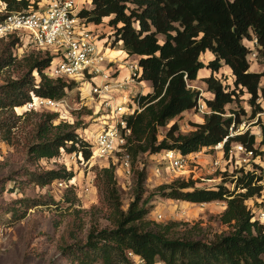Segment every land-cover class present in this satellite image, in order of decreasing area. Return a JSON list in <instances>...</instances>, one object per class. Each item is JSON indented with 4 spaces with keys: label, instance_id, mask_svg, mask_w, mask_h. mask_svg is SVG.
Returning a JSON list of instances; mask_svg holds the SVG:
<instances>
[{
    "label": "trees",
    "instance_id": "16d2710c",
    "mask_svg": "<svg viewBox=\"0 0 264 264\" xmlns=\"http://www.w3.org/2000/svg\"><path fill=\"white\" fill-rule=\"evenodd\" d=\"M2 1L8 12L26 10L30 5L27 0ZM91 3V9L79 14L95 24L109 17L112 42L128 56L138 57L139 81L150 83L151 91L138 96L140 111L125 117L130 129L126 140L131 162L140 154L167 149L188 154L220 142L234 120L225 116V106L240 103L243 93L249 95L246 100L251 107L249 118L263 109L264 70H249L248 49L243 39L254 34L264 47V0H91ZM3 17L0 15V21ZM6 39L9 42L0 54V70L13 62L12 46L24 47V41L16 36ZM206 51L213 58L204 63L201 55ZM51 60L47 53L31 52L24 56L20 76L0 85V111L12 112L36 97L59 101L76 87L73 81L46 75L44 70ZM223 65L231 71L232 86L223 83L217 73ZM204 67L210 70V75L202 80L213 95L204 99L211 112L204 114L202 123L192 122L194 130L186 133L174 121L160 139L159 128L196 105L199 91L188 83L196 80ZM258 98L262 99V107ZM231 114L239 123L240 115ZM56 117V113H40L28 145L30 159L36 162L55 158L64 150L79 153L87 160L92 151L78 135L80 122L54 123ZM0 129L9 131L7 126ZM0 136L10 142L9 136ZM232 140L251 148L254 136L248 133L235 136L226 142L225 149ZM71 177V172L64 169H48L33 172L28 182L44 186ZM144 177L143 172L137 173L134 197L123 210L113 166L100 169L95 179L108 226L92 224L79 237L83 226L69 224L68 239H63L60 247L62 254L76 264H133L130 254L138 256L143 264H264V226L251 221L252 214L245 205L246 199L258 196L262 190L261 185L254 183L259 175L251 171L238 176L233 190L222 184L216 189L197 187L191 179H176L156 188V193L176 200L199 204L224 201L226 206L219 220L229 230L215 233L209 239L195 236L193 229H200L199 226L176 229L181 222L160 224L146 219L149 212L146 204L155 193L143 198Z\"/></svg>",
    "mask_w": 264,
    "mask_h": 264
},
{
    "label": "rangeland",
    "instance_id": "374dc122",
    "mask_svg": "<svg viewBox=\"0 0 264 264\" xmlns=\"http://www.w3.org/2000/svg\"><path fill=\"white\" fill-rule=\"evenodd\" d=\"M3 3L0 0V9ZM4 13L5 11H0V15ZM109 19L108 17L101 20L100 38L97 44L109 49V46L105 45L108 40L111 43L109 50H116L117 59L126 60V64L137 62V56H128L117 43L112 42L113 28L108 24ZM7 42L9 40L6 38L0 40V54L4 51ZM10 50L14 60L9 66L0 70V85L7 79H17L20 76L24 56L31 52L46 54L30 45L21 48H16L14 45ZM249 70L261 72L264 70V65L254 63L249 66ZM217 73L223 83L232 86L233 78L227 66H222ZM134 84L136 88L132 89L131 95L148 93L144 83L137 80ZM199 84L194 82L192 85L197 89ZM83 97L84 94L81 95L80 90L73 87L67 91L63 99L57 101L56 106H40V108L36 106V109H31L32 112H28L24 107L14 108L12 112L0 111V128L2 126L9 128L8 132H2L0 129V133L10 137V142L7 143L0 136V264H76L75 261L63 255L60 248L62 240L68 239L67 226L82 225L79 237H83L86 229L92 224L100 227L108 226V221L105 219V206L100 201L95 178L100 169L113 166L111 159H100L91 155L86 160L79 153L60 150L55 158L34 162L28 154V145L33 139L40 113H56L54 123L80 122L77 128L79 137L88 144L94 140V133L101 124L102 116L97 111L94 112V107L90 108L89 101ZM248 98L249 95L243 93L240 103L227 104L225 116L234 112L240 115L239 121L242 119L249 121L251 107L246 102ZM242 109L245 111L244 114ZM201 116L203 115L192 109L191 112L175 118L174 121L179 125V130L186 133L194 130L191 119L196 117L201 119ZM174 121L166 127L159 128L160 139ZM205 154L207 153H202L198 158L206 162L209 158ZM48 169H64L71 172L72 177L55 180L44 186L28 182L33 172ZM157 169L160 175H156ZM138 172L145 174L143 198L149 193H155L146 204L149 208L146 219L160 224L171 221L181 222L182 225L176 229L199 226L200 229H193L195 236L208 239L215 233L229 230L228 226L219 220L226 206L224 201L199 204L167 198L155 192L156 188L163 183H170L178 178L185 179L188 176L171 173L168 166L161 160V156L157 154L145 153L137 156L131 162V175L128 178L120 171L118 165L113 166V175L123 210L127 209L134 197ZM200 174V171H197L195 177L198 185L202 187L205 184L202 183L203 176ZM245 205L253 218L264 226V189L258 196L246 199ZM129 256L133 264H141L137 256L132 254Z\"/></svg>",
    "mask_w": 264,
    "mask_h": 264
},
{
    "label": "built area",
    "instance_id": "2783aa9c",
    "mask_svg": "<svg viewBox=\"0 0 264 264\" xmlns=\"http://www.w3.org/2000/svg\"><path fill=\"white\" fill-rule=\"evenodd\" d=\"M29 2L28 9L14 12H8L6 3H3L0 11L5 13L0 21V39L16 36L24 41V47L30 45L52 57L50 65L44 70L46 75L53 79L75 82L81 95L84 94L83 98L89 101L90 108L94 107V112L97 111L102 116L101 124L94 133V140L89 143L92 156L111 159L113 166L118 165L120 171L127 178L130 177L131 157L126 140L130 129L126 127L125 117L140 111L139 95H131L129 90L139 81L140 68L137 62L126 64V60L111 57L108 52L111 43L108 40L105 45L109 49L97 44L100 24L90 22L79 14L80 11L93 7L91 0ZM243 44L248 49L246 60L249 66L254 63L264 65V47L259 44L257 37L252 34L251 38L243 39ZM122 69H126L127 75L119 79ZM188 86L194 88L191 82ZM196 90L199 91V96L193 110L200 114L210 113L202 90ZM257 103L262 107L261 98L257 99ZM56 105L57 101L36 97L24 106L25 110L30 111L36 109V106L40 108ZM228 116L234 117L228 134L215 145L188 154H183L178 149L162 150L156 154L161 156L171 173L187 174L185 180H194L197 187H200L195 177L197 171L203 176L201 181L205 185H201L202 188L216 189L222 184L231 190L238 176L253 171L260 176L254 183L264 189V105L249 121L242 119L236 123L235 115ZM245 133L254 136L251 148L232 140L225 149L229 139ZM202 153H207L205 155L209 159L206 162L198 158ZM155 172L160 175L158 169ZM240 190L244 191L245 188ZM251 221L257 220L252 216ZM139 260L143 264L140 258Z\"/></svg>",
    "mask_w": 264,
    "mask_h": 264
},
{
    "label": "crops",
    "instance_id": "0c3cea01",
    "mask_svg": "<svg viewBox=\"0 0 264 264\" xmlns=\"http://www.w3.org/2000/svg\"><path fill=\"white\" fill-rule=\"evenodd\" d=\"M116 54H117V52H116V50L115 49H111V50H109V55L111 56V57H116ZM205 58V59H204ZM213 58V55L209 52V51H206L204 54H202L201 55V60L204 62V63H207L209 60H211ZM223 66H226V65H223ZM125 75H127V71H126V69H122L121 71H120V74H119V79H121L122 77H124ZM210 75V70L209 69H207V68H202V69H200L199 70V72H198V78L196 79V80H194V81H192L191 83L193 84L194 82H197L199 85V87H197V88H200L201 90H202V96H203V98L204 99H211L212 97H213V95L210 93V92H208L207 91V87H206V84L203 82V78L204 77H207V76H209ZM140 83H144L146 86H147V91L146 92H150L151 91V87H150V83L148 82V81H141ZM133 88H136V86H134V87H130L129 88V90L132 92V89ZM145 92V93H146ZM145 93H143V94H145ZM189 112H191V110H188V111H185V112H183L181 115L183 116V115H186L187 113H189ZM196 116H198L197 114H195ZM201 115H203L204 116V114H201ZM203 116H201L200 118L202 119H197V117H196V119H191V122H197V123H202L203 122ZM175 120V119H174ZM173 120V121H174Z\"/></svg>",
    "mask_w": 264,
    "mask_h": 264
},
{
    "label": "bare ground",
    "instance_id": "6f19581e",
    "mask_svg": "<svg viewBox=\"0 0 264 264\" xmlns=\"http://www.w3.org/2000/svg\"><path fill=\"white\" fill-rule=\"evenodd\" d=\"M35 99V98H34ZM26 107L24 106V109H25Z\"/></svg>",
    "mask_w": 264,
    "mask_h": 264
}]
</instances>
